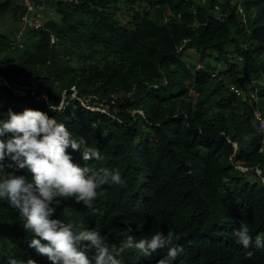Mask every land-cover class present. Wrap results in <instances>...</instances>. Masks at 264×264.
I'll return each instance as SVG.
<instances>
[{
    "label": "trees",
    "instance_id": "16d2710c",
    "mask_svg": "<svg viewBox=\"0 0 264 264\" xmlns=\"http://www.w3.org/2000/svg\"><path fill=\"white\" fill-rule=\"evenodd\" d=\"M30 1L55 18L25 31L18 49L10 42L26 8L0 0V22L12 26L0 32V120L42 111L104 157L84 161L69 148L73 163L119 171L122 181L101 185L91 208L59 198L51 218L96 229L117 247L171 231L184 249L171 264H264V248L244 249L234 236L241 222L253 239L264 233V131L255 116L264 119V0ZM73 93L115 103L104 115ZM16 174L32 180L26 169ZM25 223L0 199V264H51L29 247L37 237ZM167 251L132 248L124 264H157Z\"/></svg>",
    "mask_w": 264,
    "mask_h": 264
},
{
    "label": "clouds",
    "instance_id": "9594fccd",
    "mask_svg": "<svg viewBox=\"0 0 264 264\" xmlns=\"http://www.w3.org/2000/svg\"><path fill=\"white\" fill-rule=\"evenodd\" d=\"M264 131V121L260 122ZM11 134L7 141L0 140V170L13 169L0 179V199L7 200L19 210L25 219V230L34 237L29 247L51 264H124V253L132 248L144 256H151L158 250L167 248V255L157 264H171L183 251L182 246L174 245L175 234L157 232L150 239L134 240L129 236L118 247L110 246L106 238L96 229L75 231L72 224L52 219L60 204L59 198L75 197L76 203L91 208L98 198L101 185L109 180L120 184L119 171L107 168L97 169L85 163L83 167L73 163L68 149L82 153L84 161H102L99 150L87 146L84 137L69 132L64 123L39 110L25 109L22 113H8L6 121L0 120V137ZM8 158L12 163L4 165ZM26 169L31 182L16 171ZM236 243L244 249L264 248V233L253 239L248 225L241 222L234 232ZM94 250L93 257L88 252ZM253 253L247 252L251 257ZM8 264H36L33 259L18 261L10 258Z\"/></svg>",
    "mask_w": 264,
    "mask_h": 264
},
{
    "label": "built area",
    "instance_id": "2783aa9c",
    "mask_svg": "<svg viewBox=\"0 0 264 264\" xmlns=\"http://www.w3.org/2000/svg\"><path fill=\"white\" fill-rule=\"evenodd\" d=\"M23 3L26 8V12L21 19L22 21L21 29L13 33V37L10 42V46L12 48L22 49L24 47V44L22 42V34L27 30L41 29L44 26L45 22H47L48 19L50 18V17L49 18L46 17L42 19V17L38 16L39 13L45 12V8L43 7V5L35 4L30 0H23ZM51 14L52 13L50 12L49 16H51ZM50 41L51 42L55 41V38L52 35L50 36ZM1 81L3 84L6 85V83L3 80ZM233 91L237 97H243L244 95L242 91L239 90H233ZM72 98H74L77 101V104L80 107L84 108L85 110L98 112L104 115H109V107L114 105L115 103V98L113 96H111L110 99L108 100L99 98L94 95H88L85 97L77 98L73 93ZM62 100L64 101V98ZM62 104L63 103H61L60 106H62ZM255 116L259 121V123L261 121H264V119H262L261 115L258 112L255 113Z\"/></svg>",
    "mask_w": 264,
    "mask_h": 264
},
{
    "label": "rangeland",
    "instance_id": "374dc122",
    "mask_svg": "<svg viewBox=\"0 0 264 264\" xmlns=\"http://www.w3.org/2000/svg\"><path fill=\"white\" fill-rule=\"evenodd\" d=\"M50 12L52 13L51 14V16H49V14H50ZM41 17H42V19L43 18H55V15L53 14V12L52 11H50V10H48V9H45V12H42V15H41ZM12 26L10 25V23H8V22H0V32H2V31H5V30H8V29H10ZM26 178H27V176H26ZM29 182H30V180H29Z\"/></svg>",
    "mask_w": 264,
    "mask_h": 264
}]
</instances>
